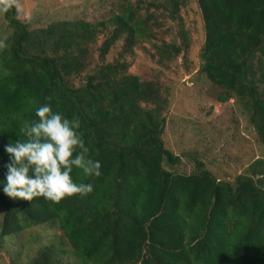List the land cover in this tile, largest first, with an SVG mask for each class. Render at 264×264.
<instances>
[{"label": "trees", "instance_id": "trees-1", "mask_svg": "<svg viewBox=\"0 0 264 264\" xmlns=\"http://www.w3.org/2000/svg\"><path fill=\"white\" fill-rule=\"evenodd\" d=\"M195 2L204 31L199 73L221 88L217 102L234 99L264 148V0ZM184 4L152 0L143 12L122 4L106 20L29 29L17 6L0 0V180L9 159L4 144L20 136L25 121L38 119L42 103L80 118L90 155L102 165L100 176L85 181L93 191L58 203L0 191V239L52 223L67 243L66 250L61 243L39 248L27 264H66V254L73 264H264V158L232 181L196 159L190 173L175 170L180 156L164 147L160 87L127 74L120 60L105 61L121 37L127 48L119 56L149 40L153 13L174 19ZM100 28L107 36L88 69ZM181 45L163 41L156 55L169 62L187 43ZM73 178L83 177L74 169Z\"/></svg>", "mask_w": 264, "mask_h": 264}, {"label": "rangeland", "instance_id": "rangeland-1", "mask_svg": "<svg viewBox=\"0 0 264 264\" xmlns=\"http://www.w3.org/2000/svg\"><path fill=\"white\" fill-rule=\"evenodd\" d=\"M17 6L18 19L29 29L45 28L58 21L106 20L118 13L120 5L132 4L136 9L152 0H10ZM180 17L162 19L156 12L148 24L150 39L140 40L132 52L119 56L127 48L121 37L110 48L106 62L120 60L127 66L126 73L151 81L160 87L166 100L164 147L180 156L174 167L184 173L194 170V161L201 160L219 179L232 181L242 174L256 158H264V148L259 144L245 115L234 99L226 103L216 101L221 91L217 85L199 73V53L204 31L195 0H184ZM141 2V3H140ZM152 12L151 9H149ZM141 10H140V13ZM0 19V37L4 35ZM97 42L88 49L89 68L98 61L97 48L107 36L100 28ZM183 33V34H182ZM165 41L177 46L187 43L180 55L163 63L156 55L155 46ZM81 79L75 81L78 85ZM1 219V208H0ZM61 231L52 223L29 227L18 234L0 239V264H27L39 248L67 243ZM60 248V247H59ZM66 264L72 257L63 255Z\"/></svg>", "mask_w": 264, "mask_h": 264}, {"label": "clouds", "instance_id": "clouds-1", "mask_svg": "<svg viewBox=\"0 0 264 264\" xmlns=\"http://www.w3.org/2000/svg\"><path fill=\"white\" fill-rule=\"evenodd\" d=\"M7 7L5 2L3 10ZM35 116L38 119L23 123L20 136L3 146L9 159L0 191L14 199L30 202L43 197L57 203L93 191L92 183L85 181L100 176L102 165L90 155L91 146L79 131L80 118H69L49 103L37 106ZM74 169L82 179L73 178Z\"/></svg>", "mask_w": 264, "mask_h": 264}]
</instances>
